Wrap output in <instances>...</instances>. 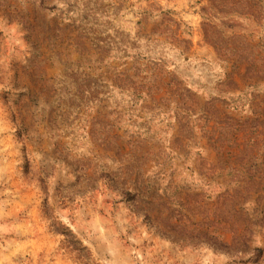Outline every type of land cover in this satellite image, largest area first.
<instances>
[{"label":"rangeland","instance_id":"rangeland-1","mask_svg":"<svg viewBox=\"0 0 264 264\" xmlns=\"http://www.w3.org/2000/svg\"><path fill=\"white\" fill-rule=\"evenodd\" d=\"M0 264H264V0H0Z\"/></svg>","mask_w":264,"mask_h":264}]
</instances>
